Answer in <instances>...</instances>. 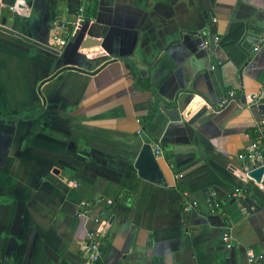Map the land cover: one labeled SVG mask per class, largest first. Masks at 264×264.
Returning <instances> with one entry per match:
<instances>
[{"label": "crops", "instance_id": "obj_1", "mask_svg": "<svg viewBox=\"0 0 264 264\" xmlns=\"http://www.w3.org/2000/svg\"><path fill=\"white\" fill-rule=\"evenodd\" d=\"M263 29L264 0H0V264H81L96 227L102 264L264 256V174L237 156L264 116Z\"/></svg>", "mask_w": 264, "mask_h": 264}, {"label": "built area", "instance_id": "obj_2", "mask_svg": "<svg viewBox=\"0 0 264 264\" xmlns=\"http://www.w3.org/2000/svg\"><path fill=\"white\" fill-rule=\"evenodd\" d=\"M28 7H23V12L26 14L28 12ZM215 20V19H213ZM218 36L213 35L211 37H203L200 41V47L206 48L211 46L214 42L218 41ZM261 39V45H264V29L262 30L260 34ZM261 45H255L253 47V51H258L261 48ZM257 128L259 131V134L250 141V143L246 146V148L238 153V157L240 159H245L248 162H251L253 164L252 169H255L257 167H263L264 168V116L260 118L257 122ZM141 132V128L137 130V133ZM155 153L161 152V146L160 144H156ZM250 170V171H251ZM250 171H247L250 173ZM264 174V171L262 175ZM246 188L243 186H236L232 192L231 197H237L242 192H245ZM208 203L211 206L212 209H217L218 207H221V202L214 198L213 196L208 197ZM86 206H90L91 202H88L85 204ZM85 213L81 212V214ZM80 214V213H78ZM100 224V223H99ZM225 247L229 248L231 247L230 243V236L228 234H224L222 237ZM102 235L99 227L89 229L86 232V236L84 240L80 242V253H81V264H102L101 263V254H102ZM247 261L248 264H264V256L262 254H256L253 252L252 249L247 250Z\"/></svg>", "mask_w": 264, "mask_h": 264}, {"label": "water", "instance_id": "obj_3", "mask_svg": "<svg viewBox=\"0 0 264 264\" xmlns=\"http://www.w3.org/2000/svg\"><path fill=\"white\" fill-rule=\"evenodd\" d=\"M83 43L85 45L95 44L97 43V40L91 38L90 36H87L84 38ZM161 108L163 109V111L171 121H176L180 119V112L178 107L166 108L165 106L161 105ZM141 138L144 145L142 146L139 157L137 159L138 168L140 170H146L147 168L150 170L155 168L157 169L159 165L157 159L155 158V151H154L156 144L151 143V140L147 138L145 134H142ZM166 153L170 155V160L174 161V155L178 154L179 152L168 151ZM263 171H264L263 167H257L251 170L249 175L257 182H260Z\"/></svg>", "mask_w": 264, "mask_h": 264}, {"label": "trees", "instance_id": "obj_4", "mask_svg": "<svg viewBox=\"0 0 264 264\" xmlns=\"http://www.w3.org/2000/svg\"><path fill=\"white\" fill-rule=\"evenodd\" d=\"M147 86H148V88L151 87V85H149V84L146 85V87H147ZM150 117H151V116H150ZM146 120H150V118H146Z\"/></svg>", "mask_w": 264, "mask_h": 264}]
</instances>
